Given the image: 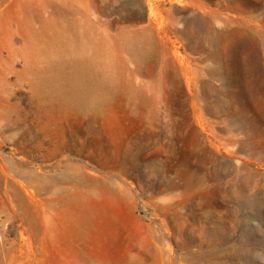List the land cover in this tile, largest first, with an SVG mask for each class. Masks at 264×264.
Returning <instances> with one entry per match:
<instances>
[{"label": "rangeland", "instance_id": "374dc122", "mask_svg": "<svg viewBox=\"0 0 264 264\" xmlns=\"http://www.w3.org/2000/svg\"><path fill=\"white\" fill-rule=\"evenodd\" d=\"M72 66L94 88L60 108ZM136 261L264 264V0H0V264Z\"/></svg>", "mask_w": 264, "mask_h": 264}, {"label": "bare ground", "instance_id": "6f19581e", "mask_svg": "<svg viewBox=\"0 0 264 264\" xmlns=\"http://www.w3.org/2000/svg\"><path fill=\"white\" fill-rule=\"evenodd\" d=\"M55 76L45 83L46 89L52 94L60 108L63 104L72 106L71 108L84 106L94 88L89 73L83 68L72 66L67 73ZM101 105L102 129L112 139V142L116 143L120 136L119 118L113 112L110 100L104 101ZM78 216L76 228L80 234L79 237L87 242V246L95 250L107 246L117 231L118 219L115 213L106 206L91 203L85 206ZM133 264H139V262L136 261Z\"/></svg>", "mask_w": 264, "mask_h": 264}]
</instances>
